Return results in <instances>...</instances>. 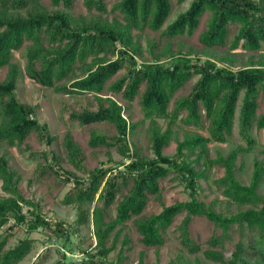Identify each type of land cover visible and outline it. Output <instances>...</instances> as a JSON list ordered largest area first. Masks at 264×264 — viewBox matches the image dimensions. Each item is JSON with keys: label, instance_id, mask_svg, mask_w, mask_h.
Listing matches in <instances>:
<instances>
[{"label": "trees", "instance_id": "obj_1", "mask_svg": "<svg viewBox=\"0 0 264 264\" xmlns=\"http://www.w3.org/2000/svg\"><path fill=\"white\" fill-rule=\"evenodd\" d=\"M41 1L0 0V69H5L4 79L0 81V144L20 148L32 134L47 145L54 139L47 125L37 121L36 106L23 104L15 96L16 84L23 71L26 78L55 93L67 96L92 94L97 101V110L71 112L69 121L80 126L104 122L112 125L116 135L91 132L88 146H113L126 162H117L114 167L86 170L81 164L79 148L69 133L64 135L67 162L86 175L81 178L67 172L62 177L65 183L72 180L73 185L61 204L73 206L77 212L74 226L68 230L60 221L45 220L38 205L21 196L17 189L18 174L9 168L5 157L0 156L1 190L7 195L0 198V231L5 226L11 230L26 224L28 232L41 228L67 243L68 235L77 233L80 227L92 225L94 252L79 251L85 256L78 262L60 253V259L52 264H102L114 248L113 242L106 247L109 236L116 227L123 226L132 218L140 243L147 248H159L164 243L163 234L174 218L185 213L179 225V238L181 246L189 254L199 251L188 235V224L193 216H203L224 230L237 224L264 234V196L257 192L264 178V161L260 164L255 162L249 183L242 185L234 175L239 149L231 150L224 157L217 155L212 160L208 159L207 149V145L212 143H226L232 134L237 112L238 134L247 146L244 151L254 144L250 131L253 128L264 130V113L256 115L257 99L264 95V63L233 70L218 66L211 60L192 63L187 56L179 54L169 56L170 59L164 63L155 57L153 61L137 66L135 54L138 51L131 31H160L170 14L169 0H119L111 5L110 12L117 13L122 23L114 19L108 23L101 17L73 19L69 10L78 0H49L51 6L57 8L50 13ZM108 1L111 0H81V3L88 13L94 11L102 15L107 13ZM176 1L181 3L185 0ZM205 12L209 13L206 29L198 37L204 47L226 46L228 50L257 51L264 43V0H191L187 10L165 27L162 36L169 39L191 36ZM231 25H236L237 31L227 44ZM23 48L24 66L21 69L12 57ZM124 68L126 73L107 89L132 102L144 85L138 104L144 118L152 124L151 158L140 157L130 151L127 138L135 126L127 123L121 105L112 98L99 96L106 82ZM194 77L197 79L190 93L175 102L173 111H168L174 93ZM182 111L186 115L181 122L186 126L199 128L202 119L207 122V137L190 135L177 144L175 155L165 156L162 151L169 143L168 129L161 132L155 120L166 119L171 124ZM195 152L197 161L202 159L204 165H216L223 170L222 176L214 181L221 195L237 206H248V209L226 217L198 201L196 180L200 174L194 171L192 162L188 160V154ZM41 156L44 161L52 162L45 167L59 177V172L52 166L57 163L55 157L49 159L47 153ZM171 173L184 183L189 200L163 207L158 214L145 216L143 212L149 198L160 196V182ZM114 204V218L105 221ZM23 206L31 210L28 215L22 212ZM9 236H0V264H19L30 253L33 241L26 237L8 247ZM210 242L215 246L220 241L211 239ZM123 251H118L117 264H121L124 258ZM241 253L242 247L237 244L235 260ZM203 255L222 263L216 251L206 250ZM262 259L264 262V252ZM136 264L146 263L140 258Z\"/></svg>", "mask_w": 264, "mask_h": 264}, {"label": "rangeland", "instance_id": "obj_2", "mask_svg": "<svg viewBox=\"0 0 264 264\" xmlns=\"http://www.w3.org/2000/svg\"><path fill=\"white\" fill-rule=\"evenodd\" d=\"M119 0H111L106 3L107 13L98 15L92 11L88 13L83 7L81 0L69 10L73 19L84 17H101L108 23L113 19L122 23L121 17L110 12L111 5ZM171 10L168 19L158 32L148 29L143 31L132 30V41L136 45L137 54L135 60L137 66L144 62H151L156 57L160 62H167L169 56L185 55L192 63H203L211 60L218 66H227L233 70L241 67L253 65L257 66L264 63V43L261 44L257 51H244L241 49L228 50L223 48H206L200 44L198 37L206 29L209 13L205 12L199 18L197 28L191 36L182 35L172 39L163 37L161 32L165 27L173 22L179 14L183 13L189 7L191 0H185L177 3L176 0H169ZM41 4L47 12L55 11L57 8L51 6L49 0H42ZM237 26L231 25L227 37V44L234 38ZM24 48L15 52L12 61L19 64L23 69ZM227 59V60H222ZM126 73V68L119 71L105 84V89L101 95L102 98H112L117 104L124 109L122 115L127 123L134 125V131L127 138V145L131 152L140 157L151 158V139L150 129L151 122L145 119L138 104L139 96L144 89L140 87L139 94L132 102L123 100L120 94H113L107 89L113 82ZM5 69H0V81L4 79ZM197 77L192 78L185 85L177 90L169 105L168 111H173L175 102L186 97ZM15 96L23 104L36 106L37 121L40 124L45 123L49 133L54 137L53 141L47 145L40 142L35 134L30 135L20 148L8 147L0 144V156L5 157L10 169L16 171L19 176L17 189L24 199L30 200L37 204L41 215L45 220L50 222H62L63 228L71 230L77 218V212L73 206H64L61 200L64 195L72 188L73 182L65 183L62 177L64 173H71L77 177L85 178V174L76 171L66 160V153L63 146V139L66 133H69L73 142L80 150L82 166L86 170H92L95 167H114L117 162H126L122 159L116 148L100 146L91 148L88 146V140L91 132L105 136H114L116 131L108 123L91 124L80 126L76 122L71 123L69 116L71 112L79 113L81 110L96 111L97 101L92 94L67 96L55 93L52 89L43 88L25 77L23 71L16 84ZM258 108L256 115L264 113V95H259L257 99ZM186 115L182 111L176 121L169 124L166 119H156L155 123L161 132L168 129L169 143L163 149L165 156H173L176 153V147L186 137L194 134L207 137V122L202 119V125L199 128L186 126L181 119ZM236 113L231 136L226 143H212L207 145L208 159L212 160L217 155L226 156L231 150L239 149L235 162V179L242 185H247L250 181L254 164L264 161V130L250 131V136L254 141L253 146L247 149L246 143L239 137ZM184 152V151H183ZM42 153H47L50 159L54 156L57 163L52 164L54 169L59 172V177L55 176L46 168V164L52 162L44 161ZM188 160L192 162V167L200 176L196 180L197 199L198 201L210 207L216 214L229 217L241 211L248 209V206H237L225 199L220 191L216 188L214 181L221 177L223 170L216 165L206 166L203 160H196V152L188 154ZM121 169V168H119ZM160 196L156 199L150 197L148 204L143 212L145 216L158 214L163 207L173 205L177 202H186L189 200L188 192L184 183L176 178L175 173H171L166 179L160 182ZM257 192L264 196V178L258 185ZM7 196L1 190L0 198ZM115 206H111L107 212L105 221H109L115 216ZM31 210L23 206L22 212L28 215ZM185 213L177 215L170 227L163 234L164 243L159 248L144 247L139 241V235L135 230L133 218L121 227H116L113 234L109 236L106 247L112 245L114 248L109 252L102 264H117V254L123 249V260L121 264H136L141 258L146 264H264L262 253L264 252V234L257 229L250 230L245 225L239 226L233 224L224 230L214 225L211 221L203 216H193L188 224V235L190 240L199 247V251L189 254L180 244L179 225ZM8 247L17 243V241L28 237L31 239L32 247L30 253L19 264H52L64 255L67 259L78 262L84 258V254L79 251L87 250L94 252L95 238L93 235L92 225L89 227H80L75 234L68 235V242L63 239H56L52 234L44 229L39 228L34 232H28L26 224L17 225L11 230L5 226L0 231V236L9 235ZM114 238V241H113ZM211 239H218L220 242L215 246L211 245ZM126 241V244H123ZM240 244L242 253L240 258L235 260L234 254L236 245ZM206 250L216 251L222 258V263L207 259L203 252ZM61 253V254H60ZM45 258L43 259V257Z\"/></svg>", "mask_w": 264, "mask_h": 264}]
</instances>
